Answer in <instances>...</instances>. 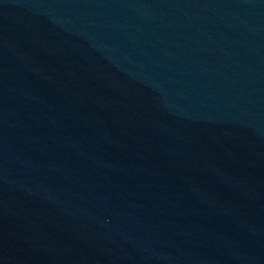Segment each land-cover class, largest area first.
Masks as SVG:
<instances>
[{
    "label": "water",
    "instance_id": "water-1",
    "mask_svg": "<svg viewBox=\"0 0 264 264\" xmlns=\"http://www.w3.org/2000/svg\"><path fill=\"white\" fill-rule=\"evenodd\" d=\"M0 264H264V0H0Z\"/></svg>",
    "mask_w": 264,
    "mask_h": 264
}]
</instances>
